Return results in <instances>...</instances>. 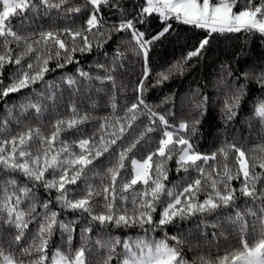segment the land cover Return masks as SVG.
Here are the masks:
<instances>
[{
	"label": "snow or ice",
	"instance_id": "1",
	"mask_svg": "<svg viewBox=\"0 0 264 264\" xmlns=\"http://www.w3.org/2000/svg\"><path fill=\"white\" fill-rule=\"evenodd\" d=\"M240 0H145L146 6L132 19L121 15L118 23L109 24L104 20L102 6L123 12L119 0H84L83 6L73 0H0V100L9 94L31 88L38 82L43 89H32V95L18 105L5 103L6 116L0 115V230L14 231L13 242L18 246L28 234L33 236L27 247L20 248V256L0 251V264H88L87 256L92 249L93 232L97 239L94 244L109 255L103 264H188L185 261L177 236L152 240L148 233L156 228H164L175 223L176 219L200 218L198 228H232L241 237L239 249H232L215 260L198 257L193 264H264V160L259 162L260 172L250 164L246 153L235 144L221 147L211 155L201 153L194 148L188 133L195 134L198 119L181 121L177 126L169 124L165 115L154 110V106L145 102L144 93L147 81L151 77L148 65L151 46L165 37L172 28L170 20L207 29L212 33L241 32L264 35V0H244V6L238 10ZM87 16L82 24L63 29H47L20 35L13 31L10 20L13 16H23L30 12L33 16L50 17L53 10L59 16L70 19L84 12ZM150 15H158L162 27L155 34L146 37L136 24H144ZM130 33L127 42L137 56L142 57V71L134 86L135 102L126 105L122 114H118L115 93L118 88L116 73L123 68L125 52L121 51V41L111 54L107 64L97 63V71H85L77 67L75 74L61 76L58 81H48L45 73L55 71L48 67L53 60L56 68L67 64H79L75 54L102 49L114 34ZM209 43L206 37L198 46L188 51L181 61L169 65L156 73L153 87L161 85L174 72H182L188 60L199 57ZM12 45H15L13 47ZM107 56L108 53H102ZM62 61V62H61ZM6 64L16 66L10 82L3 81V69ZM102 73V74H101ZM229 75H232L229 72ZM252 79L264 90V69L258 74L245 72L237 79ZM99 83L101 87L95 85ZM111 84L112 114L96 118L89 111H82L74 102L66 106V115L48 122L50 131L40 126L25 125L23 120L29 112L40 120L47 109H56L58 101L69 97H79L91 91H105L103 85ZM245 86L233 90L224 102L225 123L231 122L237 115ZM91 99V97H88ZM203 101L195 103L196 110L203 107ZM167 103V100L163 101ZM95 108V103L92 105ZM19 112H16V109ZM171 115V113H169ZM253 116L264 124V96L254 103ZM97 120L98 127L89 136H84L82 126ZM147 120V123H143ZM18 131H12V124ZM141 124L143 126L141 127ZM171 129V130H169ZM157 131L162 135L154 151L144 158L137 159L134 150ZM72 132L81 138L63 139L64 134ZM183 133V134H181ZM128 137H133L128 142ZM78 149V151H77ZM229 150L234 153L235 164L229 167ZM260 151L264 152V147ZM108 154L112 166L103 172L95 170L94 161ZM224 158L223 167L210 164L217 156ZM158 158V159H157ZM130 159V178L119 180L122 170H126V161ZM175 159L177 173L190 170L197 172V178L184 180L185 186L167 187L168 168L166 162ZM205 166L209 171H205ZM23 177V180L17 177ZM98 179L99 183L91 181ZM240 181V187H234L232 181ZM139 186V187H137ZM42 188L48 197L40 200L37 189ZM55 192V196L52 193ZM203 194V199H201ZM244 200L243 204L238 201ZM167 200V203H163ZM55 204L58 210H53ZM161 206L159 219L154 220L157 207ZM62 212L79 213L70 221L59 219ZM209 217H215L210 223ZM249 222L252 232L257 233L250 245L245 239ZM35 224V232L30 225ZM81 245L73 252L65 254L57 250L49 257L48 245L55 231L66 237L65 243L72 245L77 225ZM140 228L144 236L134 240H121L112 236L111 228ZM213 237L224 236V232H213ZM106 237V238H105ZM121 248V252H117ZM35 257V258H33Z\"/></svg>",
	"mask_w": 264,
	"mask_h": 264
},
{
	"label": "trees",
	"instance_id": "2",
	"mask_svg": "<svg viewBox=\"0 0 264 264\" xmlns=\"http://www.w3.org/2000/svg\"><path fill=\"white\" fill-rule=\"evenodd\" d=\"M73 3L83 6L84 0H73ZM142 5L145 6V0H119V7L123 10L122 13L107 6H102L101 12L104 20L109 24L118 23L121 15L127 19L135 17ZM243 6L244 0H240L238 8L234 10H238ZM1 7L2 4H0V10ZM87 11L88 9L72 16L70 19H66L62 15L58 17L55 10L50 14V17L33 16L30 12H26L23 16H13L10 20V26L13 31H16L20 35H28L39 30L63 29L65 27H72L73 20L76 25L82 24L87 16ZM169 23L172 25L170 32L165 37L156 41L151 46L149 52L148 65L151 69V77L147 81V90L144 93L145 102L154 106L155 111L165 115L169 124L173 126H177L181 121H189L191 123L193 119H198L200 123L196 126L195 134L188 133L186 136V138L190 137L197 151L211 155L221 147L235 144L245 151L249 163L254 164L256 166L255 170L260 172L259 162L264 160V152L260 151L261 147H264V124H261L258 118L253 116V107L254 103L264 96V90H261L251 78L248 80H238L237 77H240L245 72L258 74L264 69V35L260 33H248L242 30L241 32L232 33L217 32L209 36L207 29L185 25L182 22L174 20H170ZM136 27L144 32L146 37H150L161 29L162 24L158 15H150L144 24L137 23ZM206 37L209 39V43L202 50V54L199 57H193L191 60H188L182 72H174L169 80L153 87L157 72L165 70L169 65L177 61H181L188 51L193 50ZM130 40V33L114 34L112 40L105 44L102 49L97 50L94 48L91 52H77L75 58L79 61V64H67L63 68H56V61L53 60L49 63L48 67L55 69V71L45 73V79L48 81H58L61 76L75 74L77 67H82L85 71L91 70L95 73L97 70L90 66H94L97 63H109L111 54L117 44L124 41L125 44L121 45V51L125 52L124 65L116 73L118 84H123L124 88L122 90L118 88L115 93L118 114H122L126 105L130 106L131 103L135 102L133 89L143 67L142 57L137 56L132 47L127 44ZM12 46L15 47V45ZM102 53H108V55L105 56ZM15 71L16 66L14 64L5 65L2 76L5 84L10 82L9 77ZM229 72L232 75H229ZM242 85L245 86V91L236 110L237 115L231 122L225 123L222 111L224 102L232 94L233 90ZM95 86L97 88L101 87L98 82ZM43 87L44 85L38 82L31 88L9 94L4 100H0V115L6 116V112L3 109L5 103L18 105L26 97L32 95L33 88L36 91H40ZM103 87L105 91L102 92L93 90L85 94L81 91L79 97H69L65 92L64 98L58 101L56 109L49 107L46 114L40 120L34 119L32 113L29 112L23 120V124L40 126L43 131L48 132L50 131L48 122L59 116L66 115L65 106L70 101H74L82 111H89L93 117L98 119L109 116L112 114L110 98L113 93L110 83H106ZM89 96L91 99L88 98ZM203 97H207V101L203 102V107L200 110H196L194 107L195 103L203 101ZM165 100H167V103H163ZM93 103H95V108L92 107ZM15 111L19 112V109L17 108ZM143 123H147V120H144ZM142 126L143 124H141ZM97 127V120L83 125L84 136L91 135ZM18 130L13 123L12 131ZM161 135L160 131L152 133L148 137L147 142L139 144L134 150L135 158L142 159L150 151H154ZM79 138L81 137L78 133L73 134L72 132L66 133L63 136V139L67 140ZM132 138L128 137V142ZM233 156L234 153L229 150L227 164L230 168L235 164ZM224 162V158L218 155L215 162L210 161L209 163L218 166L219 170L223 167ZM112 163L113 161L108 157V154H105V156L94 161L95 170L103 172L112 166ZM125 163L127 168L126 170H122L121 177L118 178L121 181L130 178L131 175L130 159ZM166 167L169 171L168 180L165 183L169 188L173 185H180L176 191H180L185 186L183 183L185 179L191 181L196 179L198 175L194 169L187 173L183 171L177 173L175 159L167 161ZM209 170L210 168L205 166V171ZM17 178L23 180V177L18 176ZM91 182L98 184L99 180L95 179ZM232 185L239 188L240 181L234 180L232 181ZM37 193L41 201L48 198L42 188L37 189ZM52 196H55V192L52 193ZM201 199H203V194H201ZM163 203H167V200H164ZM238 203L243 204L244 200L241 199ZM52 208L53 210H58L55 204L52 205ZM160 211H162V207L158 206L157 212L153 214L154 220L159 219ZM78 215L79 213L62 212L59 219L70 221ZM208 219L211 223L215 217H209ZM199 222L200 218L198 217L185 220L177 218L175 223L169 224L164 228H156L155 231H151L147 235L152 240H161L167 237L170 244H175V241L170 240V237L177 236L183 241L181 251L188 264H193V261L198 262V257L200 256L215 260L216 257L224 255L227 251L234 248L239 249L241 237L237 235L235 229L227 227L213 229L210 226L206 229L198 228ZM83 226V224L77 225L71 246L65 243L66 237L62 238L61 233L58 230L55 231L49 241L48 256L50 257L57 250L69 254L74 249H78L81 245L79 229ZM29 227L34 233L36 225L32 224ZM107 231L112 236H118L121 240L126 239L129 241H134L145 235L143 230L138 227L111 228ZM214 231L218 233L224 232L225 235L213 237L212 233ZM14 235V231L0 230V251L5 255L12 252L19 257L20 248L27 247L31 243L33 236L28 234L18 246L13 242ZM91 236L93 242L89 243L88 247L92 249V253L87 256L88 264H103L109 253L106 250L99 249L94 244V241L98 238L96 232H93ZM256 236L257 233L252 232V225L249 222L248 234L244 238L251 245ZM121 251V248H117V252ZM28 259V257H24L25 264H28ZM111 264H117L116 259Z\"/></svg>",
	"mask_w": 264,
	"mask_h": 264
},
{
	"label": "rangeland",
	"instance_id": "3",
	"mask_svg": "<svg viewBox=\"0 0 264 264\" xmlns=\"http://www.w3.org/2000/svg\"><path fill=\"white\" fill-rule=\"evenodd\" d=\"M145 6H146V3H145ZM1 10H2V7H1ZM170 130V129H169Z\"/></svg>",
	"mask_w": 264,
	"mask_h": 264
}]
</instances>
